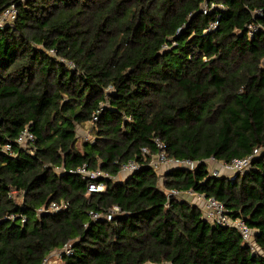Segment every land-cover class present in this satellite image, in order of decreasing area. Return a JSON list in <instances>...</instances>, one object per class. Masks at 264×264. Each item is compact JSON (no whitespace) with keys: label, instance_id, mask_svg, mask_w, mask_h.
I'll list each match as a JSON object with an SVG mask.
<instances>
[{"label":"trees","instance_id":"16d2710c","mask_svg":"<svg viewBox=\"0 0 264 264\" xmlns=\"http://www.w3.org/2000/svg\"><path fill=\"white\" fill-rule=\"evenodd\" d=\"M11 4L18 16L0 28V264H43L69 243L61 264H264V0H0V15ZM86 124L95 140L80 149ZM26 128L35 141L21 146ZM155 138L201 163L160 175L142 155L157 152ZM256 148L235 181L211 175L208 161ZM131 160L141 168L121 179ZM84 165L111 177L98 180L105 191L88 194L70 173ZM172 189L223 202L258 250L189 200H168ZM114 207L111 222L91 220Z\"/></svg>","mask_w":264,"mask_h":264},{"label":"built area","instance_id":"2783aa9c","mask_svg":"<svg viewBox=\"0 0 264 264\" xmlns=\"http://www.w3.org/2000/svg\"><path fill=\"white\" fill-rule=\"evenodd\" d=\"M214 4L212 5V8ZM210 11L207 6L204 10L205 13ZM257 15H261V12H257ZM18 16V8L16 4L9 5L0 15V28H3L7 24H12ZM217 24H212L211 27L207 31H212L216 29ZM250 36H254V34L258 31V27L255 25L250 26ZM53 53V51H52ZM100 116V111H97L93 115L92 124L98 122ZM35 141V135L26 128L21 135L17 138L16 143L25 146L28 143H32ZM154 144L157 148L156 153H152L149 148H144L142 150V155L145 157V160L148 161V165L151 166L155 171H157L160 175V170L164 168L166 171L175 168H185L189 170H194L201 162L185 160V159H177L172 156H169L166 151V146L164 142L160 138L154 139ZM11 146L8 145L6 147V151H10ZM261 153L260 148L254 149L251 155H248L244 158H236L230 162H216V169H210L209 171L214 177H223L228 175L230 180L235 181L237 177L241 174H244L251 168L253 160L259 156ZM145 161V162H147ZM144 162V163H145ZM141 168V164L137 160H131L121 167L120 174L127 177L137 172ZM70 173L81 176L84 180L89 181L88 185V194L91 193H100L105 190V186L102 182H98V180H103L106 178H111L107 173L102 170H91L87 165H84L78 168L75 171H71ZM163 175V174H162ZM165 195L168 200L173 198L178 199H187L192 204L199 206L203 213V218L205 221L211 223L214 226H222L229 229H233L239 233L243 242L251 247L253 250H258L255 242V232L247 222L243 218H233V216L228 212L226 206L223 202L217 200L214 197H207L204 194L196 193L192 190L187 192H181L176 189L165 191ZM69 204L66 202H62L60 204L53 203L48 209L42 208L39 210L40 213L52 212V213H60L64 210L68 209ZM121 210L118 207H114L107 213H96L91 212L90 217L92 221H99L101 219H106L111 222L113 217L116 214H119ZM25 221V220H24ZM74 253L73 247L71 243L65 245L63 249L58 253L56 258H58L60 262L55 261L56 264H60L64 257L72 256ZM48 258L44 261L43 264H50Z\"/></svg>","mask_w":264,"mask_h":264},{"label":"rangeland","instance_id":"374dc122","mask_svg":"<svg viewBox=\"0 0 264 264\" xmlns=\"http://www.w3.org/2000/svg\"><path fill=\"white\" fill-rule=\"evenodd\" d=\"M72 67H74V66H72ZM77 132H78V147L80 149H81L84 142H93L95 140L92 124H86L82 127H79ZM216 164L217 163H215L213 161H208L209 166H211V165L215 166ZM160 185L162 186V184H160ZM56 260L58 261L59 259L56 258L55 253L48 258V261L51 262L50 264H56L55 263ZM58 262H60V261H58Z\"/></svg>","mask_w":264,"mask_h":264},{"label":"crops","instance_id":"0c3cea01","mask_svg":"<svg viewBox=\"0 0 264 264\" xmlns=\"http://www.w3.org/2000/svg\"><path fill=\"white\" fill-rule=\"evenodd\" d=\"M216 167H217V165H215V166H213V165H211L210 166V169H216ZM164 172H166V170L164 169V168H162L161 170H160V173H161V175L164 173ZM121 179H124L125 178V176H123V175H121V177H120ZM163 181H164V178H160V184H162L163 185ZM162 187V186H161ZM105 191V190H104ZM61 250H57V251H55L54 253L56 254V256L58 255V253L60 252ZM54 253H52L51 255H53ZM50 255V256H51Z\"/></svg>","mask_w":264,"mask_h":264}]
</instances>
